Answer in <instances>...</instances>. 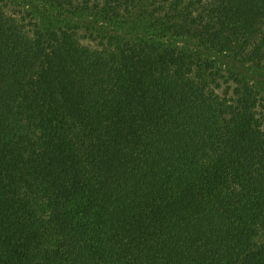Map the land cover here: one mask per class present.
<instances>
[{"label":"trees","instance_id":"1","mask_svg":"<svg viewBox=\"0 0 264 264\" xmlns=\"http://www.w3.org/2000/svg\"><path fill=\"white\" fill-rule=\"evenodd\" d=\"M0 264H264V0H0Z\"/></svg>","mask_w":264,"mask_h":264}]
</instances>
